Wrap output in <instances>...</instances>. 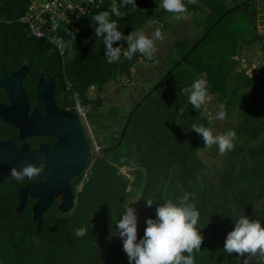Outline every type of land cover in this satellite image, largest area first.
Returning <instances> with one entry per match:
<instances>
[{
  "label": "trees",
  "instance_id": "16d2710c",
  "mask_svg": "<svg viewBox=\"0 0 264 264\" xmlns=\"http://www.w3.org/2000/svg\"><path fill=\"white\" fill-rule=\"evenodd\" d=\"M34 1L40 0H0V60L8 70L27 64L22 84L30 99L40 69L51 72L57 101L71 107L75 93L81 99L91 85L101 92L111 81L117 85L121 77L133 79L136 65L155 60L137 53L123 63H108L103 40L94 32L95 14L110 11L112 5L127 12L118 20L125 36L157 27L173 15L160 7L161 0H135V9L123 5V0H103L78 22L60 21L46 13L47 22L41 28L63 43L60 54L50 37H32L29 27L20 22ZM234 2L230 7H225L224 0L187 5L197 13L194 33L198 38L172 39L166 56L170 64L147 88L138 85V101L125 111L120 128L109 134L110 123L101 124L104 130L96 142L101 153L70 178L73 205L69 211L61 212L55 197L37 227L32 211L36 198L28 196L15 211L18 186L28 179L9 176L0 183V264H128L115 224L128 202L134 200L133 205L144 207L137 215L139 239L146 218H155L157 204L169 199L177 202L186 193L199 210L196 227L203 236L201 249L193 253L194 264H243L246 257L224 253L223 245L234 227L233 218L242 213L264 226V64L260 63L264 61V33L255 32L264 1ZM159 29L164 31V25ZM68 41H73L71 46ZM121 45L127 48L125 41L114 42L113 47ZM242 47L259 54L257 72L246 73L247 67L236 56ZM196 78L207 81L208 102L224 105L226 112H238L233 126L235 147L227 153L208 150L191 129L193 123L210 126L207 114L200 118L181 91ZM81 103L92 104L94 109L103 105L98 97ZM0 122L6 123L1 118ZM7 124L0 132L11 133ZM201 151L211 153L205 154L206 159ZM148 198L157 203L146 206ZM87 223L94 227L86 236L76 237L74 230ZM250 264H259L258 257Z\"/></svg>",
  "mask_w": 264,
  "mask_h": 264
},
{
  "label": "clouds",
  "instance_id": "9594fccd",
  "mask_svg": "<svg viewBox=\"0 0 264 264\" xmlns=\"http://www.w3.org/2000/svg\"><path fill=\"white\" fill-rule=\"evenodd\" d=\"M197 2L198 0H186V2L185 0H161L160 7L173 14L176 20H181L186 18L188 14L187 5H195ZM123 5H131L133 9L137 7L135 0H123ZM157 11H159V8H157ZM126 15L127 12H122L120 7L112 5L110 11H101L92 17L96 24L95 35L100 37L105 45L104 56L107 58V62L110 64L123 63L124 60H131L137 53L148 60L153 59L158 51L156 43L163 41L164 34L157 28L151 37L141 30L131 32L125 36L119 30L118 20ZM112 16H115L116 19H112ZM153 28L155 27L149 29ZM118 41H125L127 48L125 49L123 45L113 47L114 42ZM72 42L68 41V45L71 46ZM122 56L123 59H121ZM181 91L187 95L188 103L197 110L200 118L207 114L209 124L216 119H227L228 114L222 104L215 116L208 112L209 93L205 79L196 78L190 86L184 87ZM85 98L87 97L84 96L79 99L75 93L72 108H75L77 100L85 108L84 114H86V106L81 103V100ZM84 114L80 115L86 123ZM191 129L203 139V146L206 148L216 145L219 152L224 154L235 147L236 131L234 129L215 135L213 130L204 124L193 123ZM44 168L45 161L41 157L38 165L23 164L19 169L13 168L11 174L17 180L23 181L25 177L32 179L39 176ZM145 202L146 206L151 207L157 203V200L148 198L145 199ZM121 216L122 218L115 223L116 232L122 240V247L127 255L128 264H194L193 253L201 249L203 236L196 227L200 213L195 203L190 202L189 194L186 193L178 197L177 202L169 199L157 204L155 218H146V227L143 236L139 239L138 217L135 209L128 206ZM232 222L234 227L226 235L223 245L224 253L246 257L243 259V264H250V261L256 257H258L259 264H264V226L261 225V222L250 219L243 213L233 218ZM92 227L94 225L87 223L76 228L74 234L76 237H84ZM184 253H187V255H184Z\"/></svg>",
  "mask_w": 264,
  "mask_h": 264
},
{
  "label": "water",
  "instance_id": "95a60500",
  "mask_svg": "<svg viewBox=\"0 0 264 264\" xmlns=\"http://www.w3.org/2000/svg\"><path fill=\"white\" fill-rule=\"evenodd\" d=\"M27 71L28 67L23 65L7 75L0 65V87L7 92L10 101L8 105L0 104V117L18 129L20 138L50 133L57 137V141L52 145H42L39 149H31L26 143L17 147L11 140L0 141V183L12 176L13 168L19 169L27 163L38 165L43 157L44 171L34 177L39 182L19 189L16 207L18 212L25 205L27 195L36 198L32 211L39 227L42 212L55 197L61 212L71 209L73 195L69 181L91 165L93 143L83 117L74 107L57 108L53 98V80L45 72L41 73L36 89L37 99L44 104L46 114L39 117L37 109H32L28 114V102L22 84Z\"/></svg>",
  "mask_w": 264,
  "mask_h": 264
},
{
  "label": "rangeland",
  "instance_id": "374dc122",
  "mask_svg": "<svg viewBox=\"0 0 264 264\" xmlns=\"http://www.w3.org/2000/svg\"><path fill=\"white\" fill-rule=\"evenodd\" d=\"M225 1V7H230L233 5L235 0H224ZM264 1V0H261ZM36 2V1H34ZM43 1H39L36 3H41ZM261 3V2H259ZM264 3V2H263ZM198 4V3H197ZM264 5V4H263ZM245 7V6H243ZM247 7V6H246ZM259 7V5H258ZM195 12L188 11V14L186 15V18H183L181 20H176L174 18V15L164 18L163 22L159 24V26L153 28V29H147L144 31L146 35L151 37L152 33L157 29L164 25V31L162 33L164 34L163 41H159L156 43V46L158 48V51L154 55L155 60L151 63H142L136 65L132 69L133 79H125L121 77L119 84L115 85L114 81H111L108 83V85L105 86V89L102 88V94L101 92H97V88L94 86H90L86 92L85 97L86 99H92L97 98L101 99L102 101V107L99 108H92L91 105H85L87 112L84 114V119L86 121L87 129L90 133V137L93 143V150H92V156L93 159L101 153L100 146L97 145V137L99 136V131L104 130L103 127H101V124H107L110 123L111 129L109 134H112V130L115 128V130L119 129L122 123L125 120L126 112L130 106L128 104H124L125 102H137L138 101V92L137 89L141 85L144 88H147L149 86L150 81L158 78L161 72H163L166 67L170 64L169 60L167 59V52L170 49L171 46V40L172 39H188L189 41H194L198 37L196 36V26H197V17ZM256 33H264V9L259 10V14L256 18ZM196 34H195V33ZM239 50V49H238ZM237 58L241 62L243 67L246 68V73L251 74L255 73L259 70L258 67V61L260 59L259 54L251 50V48H245L242 47L239 52L237 53ZM261 64H264V61L260 62ZM133 80V81H132ZM119 82V81H116ZM135 84L137 86H135ZM67 85H70L68 82ZM113 86L111 88V86ZM139 85V86H138ZM127 106V107H126ZM208 112L215 116L216 113L219 111V105L213 101L208 102L207 104ZM227 119L225 120H213V122L210 124L209 128L213 130L214 135L226 132L229 129H233L234 124L236 123V120L238 119L239 115L238 112L231 111L227 112ZM91 120L93 123H91ZM103 133H100L102 135ZM210 149H218V146L213 145ZM209 150V148H208ZM211 153L201 151L200 155L206 157L205 154ZM227 153V152H226ZM218 155V154H217ZM214 159V158H212ZM219 159V157H216L214 161ZM123 172L127 171V168H122ZM28 179V178H27ZM23 187L22 185L18 186V190ZM80 187V184L78 185V188ZM19 197V194H18ZM137 198V197H135ZM135 202L134 200L128 202V206H131L135 209L136 214H140L144 211V207L140 204L133 205ZM126 206V207H128ZM17 207V205H16ZM16 211V208H15Z\"/></svg>",
  "mask_w": 264,
  "mask_h": 264
},
{
  "label": "built area",
  "instance_id": "2783aa9c",
  "mask_svg": "<svg viewBox=\"0 0 264 264\" xmlns=\"http://www.w3.org/2000/svg\"><path fill=\"white\" fill-rule=\"evenodd\" d=\"M101 1L103 0H47L41 3L33 2L20 21L29 27L32 37H50V42L57 47L60 54H63V43L48 35L47 31L41 28L47 22L46 13H51L50 18L57 16L60 21L72 19L78 22L81 16L89 12L92 5ZM75 103L77 111L80 114H84L85 108L77 100Z\"/></svg>",
  "mask_w": 264,
  "mask_h": 264
},
{
  "label": "flooded vegetation",
  "instance_id": "af4514ba",
  "mask_svg": "<svg viewBox=\"0 0 264 264\" xmlns=\"http://www.w3.org/2000/svg\"><path fill=\"white\" fill-rule=\"evenodd\" d=\"M7 52H12V51H7ZM0 65L2 66L3 70L5 71V73L7 75H9L13 71H16L17 69H19L23 65L27 66L26 63H22L19 66H16V68L8 70L5 68L6 64L4 62H2L1 60H0ZM43 72L47 73L50 76V78H52V80H53V84H54L53 98L55 100L57 108H62V109L72 108L71 106H64L61 102H59V100L57 101V98L55 95V79H54V76L51 74V72L49 73L47 70H44L43 68H41L39 75L37 76L35 85H34V88H35L34 96L31 97V99H30V98H28V96L25 92L27 102H28V114H30L32 109H37V111H38L37 115H39V117H43L46 114L44 104L37 99V89H36L39 77H40L41 73H43ZM0 91L2 92V93H0V96H1L0 97V104L8 105L10 103V101L8 99L7 92L2 87L0 88ZM0 118L2 119V117H0ZM2 121H3V119H2ZM5 124H7V123H1L0 122V130H3V128L5 130V127H6ZM7 125L9 126V130H10L9 132H11V133L8 134L5 131L0 132V141L11 140L14 142V144L17 147L20 146L22 143H26L31 149H39L42 145H52L57 141V137L54 134H50V133L49 134H31V135H26L23 138H20L18 129L14 128L11 124H7ZM37 182H39V179H35V178L28 179V181L25 182L24 185H22V186L32 184V183H37ZM18 194H19V190H17V196H18ZM28 196H30V195L26 196V201H27ZM36 200L34 201V203L36 202ZM52 201H51V203H52ZM18 202H19V197H18ZM18 202H17V204H18ZM57 204H58V199H57ZM32 207H33V205H32ZM15 208H16V206H15Z\"/></svg>",
  "mask_w": 264,
  "mask_h": 264
},
{
  "label": "crops",
  "instance_id": "0c3cea01",
  "mask_svg": "<svg viewBox=\"0 0 264 264\" xmlns=\"http://www.w3.org/2000/svg\"><path fill=\"white\" fill-rule=\"evenodd\" d=\"M111 86V85H110ZM113 87V86H112ZM135 102H132V103H130V102H125L124 104L126 105V104H130V105H133ZM127 107V106H126ZM131 107V106H130Z\"/></svg>",
  "mask_w": 264,
  "mask_h": 264
}]
</instances>
